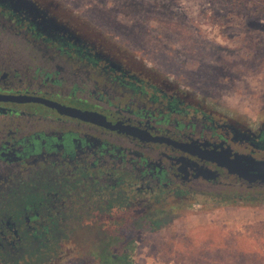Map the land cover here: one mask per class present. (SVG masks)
<instances>
[{
  "label": "flooded vegetation",
  "instance_id": "flooded-vegetation-1",
  "mask_svg": "<svg viewBox=\"0 0 264 264\" xmlns=\"http://www.w3.org/2000/svg\"><path fill=\"white\" fill-rule=\"evenodd\" d=\"M260 161L264 114L212 106L49 3L0 0V263L99 261L202 199L260 209Z\"/></svg>",
  "mask_w": 264,
  "mask_h": 264
},
{
  "label": "rangeland",
  "instance_id": "rangeland-1",
  "mask_svg": "<svg viewBox=\"0 0 264 264\" xmlns=\"http://www.w3.org/2000/svg\"><path fill=\"white\" fill-rule=\"evenodd\" d=\"M107 46L127 48L212 106L255 122L264 114V14L234 0H40ZM195 202L141 236L132 264H264V207ZM171 219V218H168ZM237 248V249H236ZM85 249V248H84ZM81 247H63L61 264ZM91 264V262H83Z\"/></svg>",
  "mask_w": 264,
  "mask_h": 264
},
{
  "label": "trees",
  "instance_id": "trees-1",
  "mask_svg": "<svg viewBox=\"0 0 264 264\" xmlns=\"http://www.w3.org/2000/svg\"><path fill=\"white\" fill-rule=\"evenodd\" d=\"M234 1H242L240 3H243L244 1L258 4V12L260 14H264V0H234ZM132 5L135 8L145 7L147 8L148 5L139 0L132 1ZM264 16V15H263ZM153 230H146V232H152ZM132 242V241H131ZM49 250L53 251L54 248H48ZM135 246L133 243H130L128 246H121V247H100L98 248V254L96 253L95 249L92 250V254L96 255L99 261L91 262V264H132L133 263V252H134ZM237 249V248H236ZM84 264L83 262H81ZM0 264H52V263H42V262H16L12 260H7L6 262L0 263Z\"/></svg>",
  "mask_w": 264,
  "mask_h": 264
},
{
  "label": "water",
  "instance_id": "water-1",
  "mask_svg": "<svg viewBox=\"0 0 264 264\" xmlns=\"http://www.w3.org/2000/svg\"><path fill=\"white\" fill-rule=\"evenodd\" d=\"M259 165H260V167L262 166V167H264V161H260V162H257Z\"/></svg>",
  "mask_w": 264,
  "mask_h": 264
}]
</instances>
